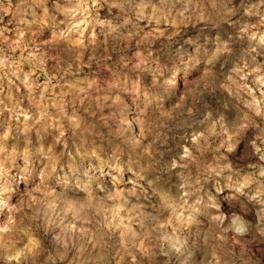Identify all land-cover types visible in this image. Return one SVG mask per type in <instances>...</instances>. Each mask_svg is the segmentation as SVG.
<instances>
[{"label":"clouds","instance_id":"obj_1","mask_svg":"<svg viewBox=\"0 0 264 264\" xmlns=\"http://www.w3.org/2000/svg\"><path fill=\"white\" fill-rule=\"evenodd\" d=\"M0 264H264V0H0Z\"/></svg>","mask_w":264,"mask_h":264}]
</instances>
